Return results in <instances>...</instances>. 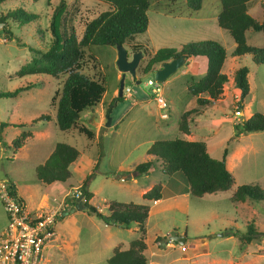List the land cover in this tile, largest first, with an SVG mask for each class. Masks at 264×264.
Returning <instances> with one entry per match:
<instances>
[{"label": "rangeland", "instance_id": "374dc122", "mask_svg": "<svg viewBox=\"0 0 264 264\" xmlns=\"http://www.w3.org/2000/svg\"><path fill=\"white\" fill-rule=\"evenodd\" d=\"M65 1L67 11L63 26L71 24L76 37H79L81 32V26L78 24L80 18H90L106 9L103 3L96 0ZM183 2V0L157 2L153 0L146 11L148 30L137 39L147 42L149 55H152V50L159 47H172L177 50L180 45L194 42L201 37L218 42L227 54L222 72L228 78L219 98L212 104L198 107L185 89L187 80H196L204 73V57L187 59L163 82L158 83L157 94L166 104H168L166 94L173 97L172 105L177 112L192 107L199 109L198 113L189 116L192 118L188 124L189 133L187 135L179 133L175 111L172 112L169 108L171 112L166 120L159 117L163 110H159L156 106L155 94L151 92L152 86L145 83L147 79L152 78V72L144 75L139 72L147 58L142 56L138 58L135 77L127 72L124 74L123 86H127L129 92L127 96L123 92L120 100L109 107L107 113L113 119L112 125L104 130V136L98 137L99 140L87 139L75 129L60 131L53 123L54 106L49 104V99L59 89L62 76L58 80L48 75L16 76V70L31 57L29 48L43 49L49 42L51 38L49 20L58 0H50L48 3L46 0L0 2V17L15 8H21L36 16L22 25H16L11 18H6L4 23L0 22V93L12 91L23 85L31 86L29 89L19 91L14 97H0V123H4L0 129V180H8L18 185L28 205L35 206L45 187L35 180L34 167L44 161L56 142H64L74 146L79 152L78 157L69 165L71 176L68 181L76 188L82 183L87 187L92 193V200L90 199L91 202L88 200V203L96 207L99 213L105 212L104 204L108 200L144 202L148 205L149 217L144 227L143 241L146 239L147 244L149 243L144 251L145 258L149 261L146 260L145 264H264V201L245 199L242 206L237 205V207L228 199L230 193L241 184L264 189V131L239 132L235 128L239 121L246 119L250 113L264 114V64L251 62L248 55L238 59L229 56L233 48L232 40L225 30L223 32L230 41L220 39L216 30L217 24L213 18H210L219 10L218 0H202L197 12L188 9ZM259 2L262 3V0ZM159 7L163 9L171 7V13L156 11ZM160 12L165 14L162 15ZM178 12L180 15H175ZM254 16L259 18L257 13H254ZM155 22L164 25L167 31L159 33L160 26L156 27ZM6 25L9 26L12 34L11 41L2 37L1 29ZM181 28L183 31L180 36L185 40L179 39ZM148 32L155 35L148 39ZM167 33L170 34L165 37ZM247 34V43L256 45L255 42H251L252 36L259 41V37L255 36L260 34L252 31ZM90 50L98 57L101 65L99 71L105 74L107 82L106 91L101 102L94 107L95 111L94 108L84 110L79 118V123L93 133L95 130L93 121L100 117L101 126L98 128L100 129L103 126L109 101L118 97L119 71L115 64L117 53L115 46L93 45ZM126 51L129 57L131 52L129 49ZM186 64L191 69L185 75L181 70ZM242 65L248 70L249 92L247 103H242V107L238 108L236 106L238 94L231 78L234 69ZM81 72L94 77L91 63L86 56L83 58ZM136 81L138 83H135ZM41 115L49 116L50 120L39 121L32 126L33 128L28 125L18 126L19 123L28 124L30 120ZM166 121L173 127L164 129L162 124ZM31 129L32 137L26 140L21 150H14L13 153L9 145L10 140L20 131H31ZM100 133L101 129L98 134ZM173 137L203 141L208 153L214 158H219L225 148L226 168L234 178L231 188L227 191L205 194L199 198L187 192L186 196L179 194L175 198L166 199L158 206H155L153 201L142 200L139 190L151 181L163 180L161 184L169 178L159 172L158 159L155 160L150 155L149 158L145 157L144 148L154 140ZM146 160L153 161L150 173L146 175L130 172L133 176L129 178L130 174H127L126 168ZM177 174L182 183L178 181L174 186L169 183L171 190H182L186 185L184 177H181L180 173ZM116 175L127 176L122 181L119 177H115ZM170 182L175 181L171 179ZM69 185V183H58L50 190V196H55L58 200L60 194L70 187ZM85 210L84 208L79 210L84 213L76 212L72 224L61 219L55 221L54 230L56 237L57 234L59 235V238L57 237L59 242H55L53 238L44 244L42 264H106L102 257L110 253L109 241L126 244L129 237H133L126 228H118L119 230L116 231L115 227L104 225L99 218L88 214ZM232 221L234 224H231ZM5 223L6 216L0 203V232ZM248 225L259 233L245 245L240 243L239 237L245 234ZM71 229L75 231L74 238L69 237L68 233ZM229 230L230 235L232 233L234 235L227 238L225 233ZM211 233L214 235L212 236ZM222 233L224 235L219 236ZM172 234H183L184 244L167 241L161 247L163 238ZM154 237L157 238L153 239ZM49 244L56 246L69 244L70 248L58 251L55 247L47 248ZM193 244L196 245L190 247ZM181 245H184V251L180 250ZM197 245L200 248L206 247L207 251L186 256L193 252Z\"/></svg>", "mask_w": 264, "mask_h": 264}, {"label": "trees", "instance_id": "16d2710c", "mask_svg": "<svg viewBox=\"0 0 264 264\" xmlns=\"http://www.w3.org/2000/svg\"><path fill=\"white\" fill-rule=\"evenodd\" d=\"M2 1L4 0H0V2ZM49 1L46 0L47 3ZM96 1L103 3L106 9L90 18H80L78 24L81 26V32L79 37H76L71 24L63 26L67 3L65 0H58L49 20L51 37L49 42L43 49L30 47L31 57L16 70L17 77L48 75L58 80L62 76L59 89L49 99V104L54 106V124L60 131L75 129L87 139L93 138V133L79 123L82 112L96 107L101 102L107 88L106 76L99 71L101 69L99 59L90 50L93 45L115 46L119 44L129 49L131 53L140 52L144 58L147 56L139 69L142 75L150 73L161 62L171 58L182 56L187 60L191 57H204L205 72L196 80L187 81L185 89L198 107L212 104L219 98L222 87L228 78L222 72L226 51L218 42L210 39L192 41L180 45L177 50L172 47H160L152 55H149L147 42L137 38L146 30V11L153 0ZM201 1L184 0L186 7L191 11H197L201 6ZM218 1L219 11L215 18L216 24L226 31L234 43L229 56L238 59L248 55L251 62L264 64V14L260 21H257L247 13V6L251 0ZM261 4L264 8V0ZM6 18H11L16 25H22L36 16L21 8H15L0 17V22L4 23ZM248 31L261 34V46L247 44L245 33ZM1 32L4 39L12 40L9 26H4ZM84 56L91 63L94 77L81 72ZM247 74V67L243 65L238 66L232 73V85L238 89V98L236 99L238 108L242 107V103L245 104L248 101ZM30 87L28 84L12 91L1 92L0 97H14L19 91ZM118 100L120 97L112 98L106 107V112ZM198 112L197 107L183 111L177 119V131L181 134H188V124L191 121L189 116ZM49 120V116L41 115L30 120L28 124L19 123L18 126L32 127L39 121ZM3 125L4 123L1 122L0 129ZM235 128L239 132L264 131V114L253 112L246 119L239 121ZM30 136L29 130H22L13 137L9 142L13 153L14 150H19ZM98 137L100 138V136ZM78 154L79 152L74 146L56 142L44 161L34 167L35 180L41 184L65 182L71 176L69 165L78 157ZM145 154L159 160L161 174L169 176L174 172H180L186 179L188 194L194 197L199 198L205 194L227 191L234 183L232 174L226 168L227 150L225 148L219 158H214L208 153L203 141L173 137L152 141L145 150ZM152 162L151 160L140 162L133 166L131 172L147 174L152 168ZM12 186L14 188V185ZM160 189L161 184L157 182L142 193L141 198L145 201L157 200L160 198ZM80 191L82 192L81 205L88 214L99 218L104 224L117 227L134 224L137 227L136 237L128 242L126 248H122L120 244L114 245L110 256L105 259V263L145 264L143 237L145 221L149 213L148 205L108 200L104 204L106 213L101 214L88 203L92 193L83 183L80 184ZM228 199L232 203L243 202L245 199L264 201V189L254 185L241 184L231 192ZM65 202L68 205V210L75 204V200L70 198H66ZM67 212L66 210L65 213ZM258 233L251 225H248L245 236H240L239 241L246 245ZM205 251L206 247L200 248L197 245L193 252L186 256Z\"/></svg>", "mask_w": 264, "mask_h": 264}, {"label": "built area", "instance_id": "2783aa9c", "mask_svg": "<svg viewBox=\"0 0 264 264\" xmlns=\"http://www.w3.org/2000/svg\"><path fill=\"white\" fill-rule=\"evenodd\" d=\"M145 83L152 86L156 106L163 110L159 114L160 118H166L168 105L157 94L158 82L152 77ZM123 92L127 96L129 88L123 87ZM79 195H82L80 186L73 187L58 200L52 196L45 204L28 210L14 191L12 183L0 180V203L6 216L5 226L0 232V264H42L43 246L52 240L54 223L65 214L68 207L65 199L75 200ZM180 250L184 251L185 247L181 245Z\"/></svg>", "mask_w": 264, "mask_h": 264}, {"label": "crops", "instance_id": "0c3cea01", "mask_svg": "<svg viewBox=\"0 0 264 264\" xmlns=\"http://www.w3.org/2000/svg\"><path fill=\"white\" fill-rule=\"evenodd\" d=\"M158 0H155V2H157ZM184 1V0H183ZM183 3H185V2H183ZM261 2H259V0L258 1H256V0H251L249 3H248V6H247V13L250 15V16H252V17H254L255 19H257V20H260L261 18H262V16H263V14H264V8L263 7H261V4H260ZM173 7V6H172ZM174 8H175V6H174ZM173 8V9H174ZM200 9V8H199ZM198 9V10H199ZM157 10H162V11H164V12H166V13H171V10H172V8L171 7H168V8H166V9H163L162 7H159L158 9H156V11ZM197 10V11H198ZM197 11H195V12H197ZM219 11V10H218ZM218 11L215 13V15H213V16H210V18L212 19H214V21H215V18H216V15H217V13H218ZM259 11V12H258ZM161 13V12H160ZM254 13H257L258 15H259V18L257 17V16H254ZM162 15L163 14H165V13H161ZM188 14V13H187ZM175 15H180V12H178V13H176ZM148 19V18H147ZM215 23H216V21H215ZM150 25V24H149ZM155 26L156 27H159V33L160 32H165V31H167V29L164 27V25H161L160 23H158V22H155ZM202 28H203V26H201ZM217 27V28H216ZM216 30H217V34L219 35V38L220 39H222V40H226V39H228V41H230L229 40V38H228V34L226 35L225 34V32H223L224 30H221V28H219L217 25H216ZM220 29V30H219ZM148 30V20H147V27H146V30H145V32ZM155 31H156V29H155ZM182 31H183V29L181 28L180 30H179V39H181V40H185L182 36H180V34H182ZM249 32V31H248ZM248 32H246L245 33V39H246V42H248L247 41V39H248ZM253 33H259V32H253ZM168 34H170V33H167L166 35H165V37H168ZM260 34V33H259ZM155 35V33H147V36H148V39H150L152 36H154ZM255 37H259V41H257V39L256 38H254L253 36H252V39L253 40H251V42H255L254 44H256V45H254V46H261L262 45V36H261V34H260V36H255ZM198 38V37H197ZM200 39H203L202 37L201 38H198V39H196L195 41H198V40H200ZM220 39H218V40H220ZM231 39V38H230ZM204 40V39H203ZM256 42H258V43H256ZM252 43V44H253ZM248 44V43H247ZM231 45L232 46H234V43H233V41H232V43H231ZM160 48V47H159ZM158 48H156V49H154V50H152L153 52H152V54L157 50ZM226 57H227V54H226ZM226 59V58H225ZM184 62H186V60H184ZM225 62V61H224ZM224 64V63H223ZM237 64H238V62H237ZM188 64H186V67H184V69L183 70H181V72L183 73V74H188V71L191 69V68H189V66H187ZM238 67V66H237ZM236 67V68H237ZM223 68V67H222ZM235 68V69H236ZM204 72H205V68H204ZM203 75V74H202ZM119 78H120V73H119V76H118V80H119ZM165 80V79H164ZM188 81V80H187ZM237 90V93L236 94H238V89H236ZM166 98H167V101H168V104H169V108H171V110H172V112L173 111H175V113H176V116H177V119H178V116L183 112V111H181V112H177L176 111V109H175V107H174V105H172V102H173V97H171L170 95H168V94H166ZM235 98H237L236 96H235ZM169 108H168V111H167V117L166 118H161V119H163V120H166L167 118H169V115H170V112H169ZM95 109L96 108H94L93 109V111H95ZM189 109V108H188ZM185 110H187V109H185ZM184 110V111H185ZM251 114V113H250ZM249 114V115H250ZM192 119V118H191ZM245 119V118H244ZM52 121H53V123H54V118L52 119ZM100 121V117H98V119L97 120H94L93 122V124H94V126H95V130H94V132H93V140L94 139H97V137L98 136H104V130L107 128V127H110L111 125H112V121H113V119H111L110 120V123H109V125L107 126V127H105L104 126V122H105V117H104V122L102 123L103 124V126L100 128L101 129V133L100 134H98V132H99V130L100 129H98L100 126H101V123L99 122ZM170 126H172V124L171 123H169V122H165V123H163L162 124V127L164 128V129H168V128H170ZM173 127V126H172ZM171 127V128H172ZM176 127H177V121H176ZM30 128H33V127H30ZM66 131H72V130H66ZM31 136L29 137V138H31L32 137V134H33V130L31 129ZM189 133V132H188ZM183 135H187V134H183ZM29 138H27V139H29ZM26 139V140H27ZM187 140V139H186ZM188 140H191V139H188ZM191 141H193V140H191ZM26 142V141H25ZM25 144V143H24ZM24 146V145H23ZM22 146V147H23ZM148 146L149 145H147L145 148H144V151L148 148ZM22 147L19 149V150H21L22 149ZM145 157H148L149 158V156L148 155H145ZM225 164H226V158H225ZM132 168H133V166H128L126 169H127V174L129 173L130 175L128 176L129 178H131L133 175H131V170H132ZM159 172H160V170H159ZM150 173V171L148 172V174ZM177 173H180V172H174V173H172L171 175H169L168 177V180H166V182L164 181L163 183H161V189H160V198L159 199H157V200H153V204L155 205V206H158L159 204H161L162 202H165L166 201V199H168V198H175V197H177L179 194H182V195H184V196H186V194H187V192H188V187H187V182H186V179H185V182H186V185H185V187H183L184 189H182V190H176V189H173V190H171V189H169L171 186L169 185L168 186V184L170 183L171 185H175L176 184V182H178V181H181V183H182V180H180V178L178 177V176H176V174ZM124 174H126V173H124ZM148 174H146V175H148ZM181 174V173H180ZM146 175H144V176H146ZM178 175V174H177ZM182 175V174H181ZM117 176H119V175H117ZM126 176L127 175H125V176H119V179L121 180V178L122 179H124V178H126ZM116 177V176H115ZM181 177H184L183 175L181 176ZM171 179L172 180H174L175 182H170L171 181ZM69 180V179H68ZM68 180H66L65 182H63L64 184H66V183H69L70 185V187L67 189V190H69L70 188H73V186H72V184L70 183V181H68ZM123 181V180H122ZM161 181H163V180H158V181H151L150 183H148V185L147 186H145V187H143L141 190H139V195H140V197H141V195H142V193H144L145 191H147L153 184H155V183H157V182H161ZM13 184V183H12ZM58 183L57 182H53V183H50V184H44V191L43 192H41V194H40V196H39V199H38V201H37V203L35 204V206H29L28 205V203H27V200H26V198H25V196H24V193H23V191H21V189L18 187V185L16 186L15 184H13L14 185V188H15V191H16V193H17V195L21 198V200H22V202H23V204H24V206L26 207V209H28V210H32V209H35V208H37V207H39V206H41V205H43V204H45V202H46V200L48 199V198H50V197H52V196H50L51 195V193H50V190H52L56 185H57ZM78 185H80V184H78ZM77 186V185H76ZM87 188V187H86ZM66 190V191H67ZM88 190V189H87ZM229 190V189H228ZM89 191V190H88ZM65 192H63V193H61L60 194V196H62L63 194H64ZM217 193V192H216ZM231 194V193H230ZM91 200H92V197L90 198ZM89 199V200H90ZM142 199V198H141ZM91 200H90V202H91ZM143 200V199H142ZM145 201V200H144ZM156 201V202H155ZM89 202V201H88ZM142 203H144V202H142ZM244 202H239V203H234L235 205L234 206H237V205H241L242 206V204H243ZM81 204H82V202H81ZM146 204V203H145ZM83 207V206H82ZM238 207V206H237ZM84 208V207H83ZM83 208L81 209V210H83ZM96 208V207H95ZM66 210H68V208L66 209ZM84 210H85V208H84ZM86 211V210H85ZM76 212H81V213H84V212H82V211H79V210H71V208H69V210H68V212L67 213H69V215L67 214V213H65V214H67L66 216H62L60 219L62 220V221H70V224H72V219H73V217H74V215L76 214ZM106 212H103L102 211V214H105ZM149 214V213H148ZM148 217L149 216H147V219H148ZM147 219H146V221H147ZM146 221H145V225H146ZM58 222V221H57ZM56 223V222H55ZM104 224V223H103ZM231 224H234V221H232L231 222ZM104 225H107V226H113V227H115L116 228V231H118L119 229L118 228H126V230L129 232V233H131L132 234V236L133 237H129V240L127 241V243L126 244H122V243H118V242H115L114 240H112V241H109V246H108V250H110V253H111V249H112V247L114 246V245H116V244H120L121 245V247L122 248H126L127 247V244H128V242L132 239V238H135L136 237V235H137V227L134 225V224H131V225H129V226H127V227H117V226H114V225H109V224H104ZM66 226V225H65ZM65 226H62L63 228L65 227ZM55 224H54V227H53V231H54V236H53V238H55V242H59L58 241V239H57V237L59 238V235L57 234V237H56V233H55ZM58 233H59V231H57ZM230 230H229V232H227V233H225L226 234V237L227 238H229V237H231L232 235H230ZM69 234V237H71V238H74V236L73 235H75V231H73L72 229L70 230V232L68 233ZM212 234V236L214 235L213 233H211ZM222 235H224V233H222ZM219 236H221V234L219 235ZM52 238V239H53ZM157 237H154L153 239H156ZM153 239H150L151 241L153 240ZM151 241H149V242H151ZM144 243H145V248H144V250H143V254H144V251L146 250V248H147V245H149V243L147 244V242H146V239H145V241H144ZM153 245V244H152ZM196 244H193V245H190V247H194ZM160 246H161V244H160ZM46 247V246H45ZM53 247H55L58 251H61L62 249H69L70 248V245L68 244V246L67 245H64V244H58L57 246L55 245V244H49V245H47V248H53ZM162 247V246H161ZM151 250H153V249H151ZM207 251V250H206ZM110 253H109V255H105V256H103L102 257V260H105L106 258H108L109 256H110ZM152 253V252H151ZM145 256V255H144ZM184 258H189V257H184ZM147 260V262L149 261L148 259H146Z\"/></svg>", "mask_w": 264, "mask_h": 264}, {"label": "water", "instance_id": "95a60500", "mask_svg": "<svg viewBox=\"0 0 264 264\" xmlns=\"http://www.w3.org/2000/svg\"><path fill=\"white\" fill-rule=\"evenodd\" d=\"M115 47L117 50L115 64H116L117 70L120 73L117 95L118 97H120L122 87H123L124 74L127 72L132 77H135V68L137 66L138 58H141L142 54L140 52L131 53L132 57L130 60H128L126 49L122 45H119V44L115 45ZM184 60H185L184 57L178 56L175 58H171L168 61L161 62L158 67L153 69V78L159 83L163 82L165 78H167L171 73L177 70L184 63ZM135 83H138V81H136ZM110 120L111 118L106 112L105 122H104L105 127L109 125ZM116 177L118 178L119 176L116 175ZM81 202H82V195H79L75 199V204L71 208V210H81L83 208L81 205ZM167 241H173L175 243H178L179 245L184 244L185 236L183 234L181 235L172 234L166 238H163V242L161 243V245H163Z\"/></svg>", "mask_w": 264, "mask_h": 264}, {"label": "clouds", "instance_id": "9594fccd", "mask_svg": "<svg viewBox=\"0 0 264 264\" xmlns=\"http://www.w3.org/2000/svg\"><path fill=\"white\" fill-rule=\"evenodd\" d=\"M156 65H157V64H156ZM158 66H159V65H157L156 67H158ZM156 67H155V68H156ZM155 68H153V69H155ZM153 69H152V71H151V72H152V77H153ZM158 83H159V82H158ZM123 87H124V86H123ZM123 87H122V88H123ZM121 94L123 95L122 91H121ZM167 105H168V104H167ZM168 108H169V105H168V107H167V110H168ZM159 117H160V116H159ZM10 182H11V181H10ZM11 183H12V182H11ZM12 185H13V184H12ZM14 189H15V188H14ZM60 197H61V196H60ZM60 197H59V198H60ZM182 246H184V245H182Z\"/></svg>", "mask_w": 264, "mask_h": 264}, {"label": "flooded vegetation", "instance_id": "af4514ba", "mask_svg": "<svg viewBox=\"0 0 264 264\" xmlns=\"http://www.w3.org/2000/svg\"><path fill=\"white\" fill-rule=\"evenodd\" d=\"M127 55H128V53H127ZM127 59L130 60L131 59V55L129 57L127 56ZM136 69H137V67L135 68V70Z\"/></svg>", "mask_w": 264, "mask_h": 264}]
</instances>
